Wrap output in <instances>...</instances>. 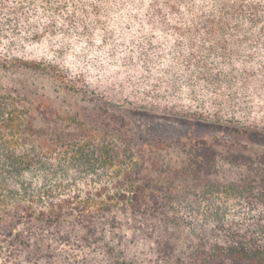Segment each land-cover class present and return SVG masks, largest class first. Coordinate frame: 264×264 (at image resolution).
<instances>
[{"label":"trees","instance_id":"16d2710c","mask_svg":"<svg viewBox=\"0 0 264 264\" xmlns=\"http://www.w3.org/2000/svg\"><path fill=\"white\" fill-rule=\"evenodd\" d=\"M124 105L264 135V0H0V264H264V149Z\"/></svg>","mask_w":264,"mask_h":264},{"label":"rangeland","instance_id":"374dc122","mask_svg":"<svg viewBox=\"0 0 264 264\" xmlns=\"http://www.w3.org/2000/svg\"><path fill=\"white\" fill-rule=\"evenodd\" d=\"M110 111L113 115L123 118L132 129V134L144 145L161 141L183 143L206 137L224 138L264 149V135L239 125L165 115L129 105L111 107ZM13 261L12 258L8 264H12Z\"/></svg>","mask_w":264,"mask_h":264}]
</instances>
